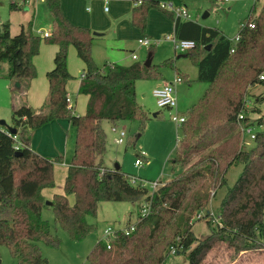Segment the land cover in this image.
Here are the masks:
<instances>
[{
  "label": "trees",
  "instance_id": "obj_1",
  "mask_svg": "<svg viewBox=\"0 0 264 264\" xmlns=\"http://www.w3.org/2000/svg\"><path fill=\"white\" fill-rule=\"evenodd\" d=\"M44 1L52 16L53 30L45 39L57 47L54 68L46 73L49 92L44 106L34 109L24 104L13 111L11 126L17 130L13 135L18 142L6 134L8 129L0 130V245L9 249L18 264H48L39 245L59 247L60 241L43 219L44 209L51 207L56 224L79 242L93 232L94 226L87 219L97 216L100 203L136 205L141 201L150 205V213L142 217L143 204L139 205L135 231L128 235L116 232L110 238V249L104 240L99 241L88 256L90 264H164L172 249L185 254L187 264H204L223 243L234 252H264V124L259 122L263 129L256 132V147L252 149L242 145L241 131V125L249 122L245 90L264 84L260 79L264 75V6L254 21L255 28L240 29V39L234 43L216 29L175 19L174 13L163 9L158 1L135 2L131 20L137 29L145 32L149 11L159 7L176 22L174 34L179 39L195 41L196 47L183 53V57L196 65L197 80L211 85L189 110L180 128L182 140L172 164L181 167V174L149 195L122 169L104 165L107 141L102 124L138 121L145 127L150 113L137 101V82L163 80L162 70L174 68V61L152 64L150 68L144 62L129 66L106 62L101 68L92 55L97 36L88 28L71 24L60 0ZM253 18L254 15L246 23ZM40 45V38L24 27L16 36L11 35L10 24L0 27V64H8V79L20 85L28 81L31 86L37 77L33 61ZM71 47L84 66L78 89L80 96L88 98L83 116L76 115L74 107L69 109L67 103V86L75 79L68 68ZM226 69L229 72L224 76ZM178 75L183 82L179 70ZM221 79L223 87L215 91ZM19 90L24 89L21 86ZM62 119L68 120L77 132L75 153L63 193L55 195L52 206H47L42 192L56 187L55 166L64 160L62 156L44 157L33 151L32 135ZM135 142L136 139L131 144ZM18 143L20 149L15 150ZM239 164L244 169L215 214L220 223L208 220L210 236L198 239L193 228L202 219L196 217L205 213L211 198L227 186L229 169ZM70 196L75 199L73 205ZM209 215L206 212L204 218Z\"/></svg>",
  "mask_w": 264,
  "mask_h": 264
},
{
  "label": "rangeland",
  "instance_id": "obj_2",
  "mask_svg": "<svg viewBox=\"0 0 264 264\" xmlns=\"http://www.w3.org/2000/svg\"><path fill=\"white\" fill-rule=\"evenodd\" d=\"M155 1H158L159 4L172 1L176 5H186L192 20L199 21L209 29H216L222 32L232 42L238 36L241 24L246 23L252 15H254V22L264 6V0H225L223 2L217 0ZM18 3L23 5L21 0ZM11 5V0H0V14L3 20L10 24L13 36L18 35L24 27L26 31H30L31 34L40 38V52L33 61L37 69L35 83L41 80L44 81L46 73L54 68V55H52L54 45L48 44L43 35L46 32L52 34L53 31L52 17L48 7L44 0H28L25 5L16 10L12 9ZM83 6H85L83 7L84 14L88 16L93 17L99 13L97 12L98 9L95 11L94 4L91 1L84 2ZM206 12L209 13V17L202 20V16ZM159 17L164 21L163 24L156 23ZM96 19L102 22V27L107 32L106 36L96 39L93 44L92 55L97 65L101 68L105 62L116 63L122 66L132 65L136 62L132 59V51L138 54L141 61H145L148 55L152 54L154 65H162L169 60L174 61V68H164L162 70L164 81H159L160 86L158 87L165 85V82L174 83L175 77L179 76L178 70L181 71L184 80L175 87L178 108L180 106L178 112L181 115L188 116L189 110L200 101L211 85L197 80L198 69L196 65L189 58L183 57L178 59V56L183 54L176 53L171 42H162L151 50L150 48L142 47L138 42L145 35L152 37V39H160L164 35H167V33L153 35L149 32L160 34L170 27V22L173 19L165 14L161 8H152L147 16L145 33L138 31L133 26L131 21L132 15H130L131 28L128 32L122 34H120L119 30L120 27L126 28L123 24L124 21H128L127 16L122 15L119 18H113L112 12L105 14L101 10V14L96 16ZM91 31L103 34L95 29ZM51 64H53L52 68L46 70V66H50ZM68 68L70 74L75 79L70 81L71 83H69L67 90L73 101L75 114L83 116L86 113L87 101L84 96L78 94L77 81L82 79L84 66L73 47L68 52ZM8 69L7 63L0 64V119L5 120L11 125L14 109L24 104L29 105L30 87L27 85L28 81H24L22 82V90H24L20 92L17 88L18 82L7 78ZM227 72H229L228 69L224 71V76ZM41 74H44L45 77L42 76L43 78H41ZM222 80L215 86V91H219L223 87L221 84ZM153 83L155 82L145 80L137 82L136 85L137 101L150 113V120L145 127L142 128L138 121H119L115 125L106 121L103 122L107 141L104 165L108 168H114L115 165H119L123 173L137 185L143 184L149 194L154 193V189L150 184L151 182H160L164 185L175 179L182 172L180 166L172 164L182 140V131L170 119L168 109H160L158 107L157 101L153 96V88L155 87ZM261 97H263V100H261ZM244 98H246L248 105L249 112H247V117L249 122L243 125V127L250 128L256 134L257 131L263 129V127H259V122L264 124V84L247 87ZM257 109L259 110L258 113H256ZM156 113H160V115L154 117ZM115 126L117 127V132L113 131ZM2 128L7 129L5 127ZM122 130L127 133V137L123 144H117L116 139ZM50 137L52 138V136ZM45 138L40 140L42 143L40 150L53 154V140ZM242 138L244 139L242 145L246 146V148L252 149L256 147L255 141L251 140L248 136H242ZM135 139V144H131ZM76 140L77 132L75 128L69 127L67 140L62 143L57 141L58 148L62 151H58L55 157L62 156L65 164H70L74 157ZM51 156L48 155L47 157ZM137 160H140L142 164L137 166ZM243 169L244 165L242 164L234 165L229 169L227 173V186L219 191L217 197L211 198L205 213H218L222 198L227 193L228 188L234 186ZM59 175L60 172H58L57 177L61 178ZM74 200V197L71 196L69 199L71 205L74 204ZM141 204L144 205L141 201L137 202L136 205L127 202L100 203L97 216L88 217L87 219L88 223L94 226L93 232L79 242L73 241L68 233L60 225L56 224L54 211L51 207L44 209L43 219L49 223L51 233L60 241V246L53 247L41 243L39 246L43 256L48 260V264H90L88 256L97 243L104 239L105 230L109 226L123 229L129 223L130 225L136 223L140 212L138 206ZM207 221V219L197 221L193 228V232L200 240H204L210 236V228ZM187 262L188 259L185 254H170L164 264H187ZM0 264H18V261L12 257L9 249L3 245H0ZM204 264H264V252L256 250L234 252L227 244L223 243L208 256Z\"/></svg>",
  "mask_w": 264,
  "mask_h": 264
},
{
  "label": "crops",
  "instance_id": "obj_3",
  "mask_svg": "<svg viewBox=\"0 0 264 264\" xmlns=\"http://www.w3.org/2000/svg\"><path fill=\"white\" fill-rule=\"evenodd\" d=\"M18 1L19 0H11L12 9L16 10V9L20 8L21 6L25 5L28 0H26V3L24 0H21L23 5L18 3ZM60 1H61V8H62L63 14L71 24H73L75 26L83 25V26H86L84 28L89 27L88 29H91V30L95 29L96 31H100L101 33H103V34H101V36H99V37L97 36V39L102 38V37L107 35V32H105V28L102 27V24H101L102 22H100L99 20L96 19V16H99L101 14V10H102V12L104 11V5L101 1H97V0H94V1H92V0H60ZM87 1L93 2L95 11L98 9L97 12H99V13L95 12L97 14H95V16H93V17L84 14L83 7H85V6H83V5H84V2H87ZM135 1L136 0H111L112 5L110 4L109 13H106L104 11L105 14H110L112 12L113 18H115V17L119 18L122 15L128 17V21H124V24H123L124 27H126V28L120 27V30H119L120 34L128 32L131 28L130 15H132V10H133V7L135 5ZM182 1H185V0H182ZM182 5L186 6L184 4H179L177 6H182ZM192 21H195L198 24H200L201 26L206 27L197 20H192ZM3 22H4V24L7 23V22H5V20H3ZM156 23L163 24L164 21L162 20V18L159 17L158 21ZM83 26H80V27H83ZM137 30L142 32L139 29H137ZM10 32H11V28H10ZM145 32H142V33H145ZM175 32H176V22L173 20L172 22H170V27L168 29L166 28L160 34H155L152 32H149V33L153 34V35H162L164 33L171 34V33H175ZM144 38L152 39V37H149L146 35ZM151 49H153V47L150 48V50ZM56 51H57V47L54 46L53 51H52V55L55 56ZM132 52H133V54H136L135 51H132ZM150 52H152V51H150ZM133 54H132V59H133ZM136 55H138V54H136ZM134 61L145 62V61H141L139 56H138V60H134ZM52 65L53 64H51L50 66H46L45 69L46 70L51 69ZM42 76L45 77L44 74H41V78H43ZM45 78H44V81L41 80V81H38L37 83H35L36 79H34L31 83V86L29 89L28 103L34 109H40L44 105V103L48 97L49 84H48L47 79L45 80ZM142 81H145V80H142ZM163 81H164V79H163ZM77 82H78L77 87L79 89L81 80H78ZM152 82H155V83H153V84H155V87L153 89H156V88H158V86H160L159 81L152 80ZM69 83H71V82H69ZM69 83H68V85H69ZM165 84H168V82L167 83L165 82ZM85 99L88 102V98L85 97ZM86 106H87V104H86ZM179 108H180V106H179ZM169 114H170V111H169ZM102 126L104 128L103 124H102ZM69 127L71 128V125H70L68 120L53 121L52 123L46 125L42 129H39V130L34 132V134L32 135L31 148L35 152H37L38 154H40L44 157H47L48 155H52L51 157H55V155H57L58 151H62V150H59V148H58L59 146L57 144V141H60V143H62L63 141L67 140V134L69 133ZM50 136H52V138ZM45 137L51 138L53 140V143H54V150L52 152L53 154H48L46 151L40 150L42 147V143L40 140L46 139ZM68 166H69V164H65V162L61 165L55 166L54 172H55L56 187L52 188V189H45L42 192L43 196L46 198L47 201H52L54 199L55 195L63 193V187H64L66 175H67ZM58 172H60L59 176H61V178L57 177ZM70 197H69V199H70Z\"/></svg>",
  "mask_w": 264,
  "mask_h": 264
},
{
  "label": "built area",
  "instance_id": "obj_4",
  "mask_svg": "<svg viewBox=\"0 0 264 264\" xmlns=\"http://www.w3.org/2000/svg\"><path fill=\"white\" fill-rule=\"evenodd\" d=\"M24 1L26 3V0H24ZM97 1H101L104 5V11L106 13H109L111 0H97ZM217 1L223 2L225 0H217ZM161 7L163 9H166V10L174 13L175 19H180L183 21L192 20V17L190 15V13L188 12V9L186 6H183V5L177 6L173 2H169V3L161 4ZM3 24H4V22H3L1 14H0V27ZM246 26H248L251 29H254L255 23L253 21H251L250 23H242L241 29L245 28ZM43 35L45 38L50 37V33H47V32L44 33ZM239 39H240V36L238 34V36L235 38L234 43L238 42ZM138 42L142 47H145V48L156 47V46L160 45L162 42H171L174 46L176 53H181V54L188 52V51H190L196 47L195 41H193V40H181L175 34H167V35H164L160 39L142 38ZM231 51H232V53H234V49H232ZM133 59L138 60V55L133 54ZM82 78H84V75H82ZM260 79L263 80L264 75H262L260 77ZM180 83H182V78L180 76H176L174 83H168L162 87H158V88L153 90V96L157 101L158 107L160 109H168V111H170V119L172 120V122H174L178 126V128H181V126L187 120V116L181 115L178 112V102H177V98H176L175 87L177 84H180ZM67 103H68L69 109H73V107H74L73 101H72L70 96H68V98H67ZM0 130H4V129L0 126ZM113 131L117 132L116 126L113 128ZM241 131H242L243 136H248L251 140H254V141L256 140V134H254L250 128L243 127V124L241 125ZM6 134L9 136H12L13 139L18 142V138L15 135H13L12 133H10V131L7 130ZM126 137H127V133L122 130L116 139V143L117 144H123L125 142ZM19 149H20V144L18 143L15 146V150H19ZM141 164H142V162L140 160L136 161L137 166H139ZM133 183H135V182L133 181ZM150 184H151V187L154 189V191H156L159 187L162 186V184L160 182H151ZM141 185L143 186V184H141ZM149 195H152V194H149ZM149 213H150V205L145 203L143 205V209L141 211V216L146 217ZM204 215H205V213H201L196 217V219L197 220L205 219ZM209 216L210 217L207 220L213 219V221L215 223H220V220L218 218H215V214H213L212 212H210ZM138 221L139 220L137 219V222ZM137 222L130 225L129 227H126L123 229L122 228H115L113 226H109L104 232V239H103L108 244V249L111 248V245L109 244L110 240H111L110 238L113 237V235L116 232H119V233L124 232L126 235H128L131 232L135 231ZM171 254H177L176 249H172Z\"/></svg>",
  "mask_w": 264,
  "mask_h": 264
},
{
  "label": "water",
  "instance_id": "obj_5",
  "mask_svg": "<svg viewBox=\"0 0 264 264\" xmlns=\"http://www.w3.org/2000/svg\"><path fill=\"white\" fill-rule=\"evenodd\" d=\"M209 17V13H204L203 14V16H202V20H205V19H207ZM94 36H101V34H99V33H94ZM210 48V47H209ZM183 57V55H180V56H178V59H180V58H182ZM152 64H153V55L152 54H149L148 55V57H147V59L145 60V62H144V66L146 67V68H150L151 66H152ZM17 88L18 89H20L21 88V85H20V83H17ZM157 116V113L156 114H154V117H156ZM0 126L1 127H5V128H7L9 131H10V133H12V134H16V132H17V130L15 129V128H13L10 124H8L5 120H2V119H0ZM121 169V167L119 166V165H115L114 166V170H120ZM46 205L47 206H52V202L51 201H47L46 202ZM179 254V253H178Z\"/></svg>",
  "mask_w": 264,
  "mask_h": 264
}]
</instances>
